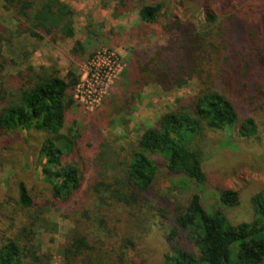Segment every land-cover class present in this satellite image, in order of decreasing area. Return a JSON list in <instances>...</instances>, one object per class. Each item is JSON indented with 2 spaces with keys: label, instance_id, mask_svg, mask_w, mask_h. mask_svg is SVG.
<instances>
[{
  "label": "trees",
  "instance_id": "1",
  "mask_svg": "<svg viewBox=\"0 0 264 264\" xmlns=\"http://www.w3.org/2000/svg\"><path fill=\"white\" fill-rule=\"evenodd\" d=\"M111 1L114 18L137 8L135 23L143 30L173 6L172 0ZM246 1L219 16L211 0H183L193 14H204L202 27L176 19L163 24L154 32L167 41L148 57L133 36L125 48L126 37L113 28L101 33L92 22L76 38V12L64 0H0L15 25L11 30L0 19V144L16 143L23 130L37 132L41 141L31 155L43 171L16 177L0 196V264H53L36 239L51 226L52 209H62L70 223L58 245L59 264H151V244L159 246L160 238L162 264H264L263 185L250 195V221L234 224L221 208L202 204V195L213 191L221 206L239 205V192L217 185L222 171L209 163L223 150L240 152L244 143L264 140L258 116L264 112V0ZM18 35L66 45L69 63L27 64L14 72L15 60L3 47ZM213 48L221 62L211 59ZM79 65L89 66L90 81L99 84L120 67L101 101L109 115L128 112L145 86L173 94L193 81L194 92L174 96L123 151L107 143L92 149L72 117ZM19 158L28 174L27 158ZM16 160L0 159L2 173L17 171ZM162 175L176 178V187L161 189Z\"/></svg>",
  "mask_w": 264,
  "mask_h": 264
},
{
  "label": "rangeland",
  "instance_id": "2",
  "mask_svg": "<svg viewBox=\"0 0 264 264\" xmlns=\"http://www.w3.org/2000/svg\"><path fill=\"white\" fill-rule=\"evenodd\" d=\"M68 2L75 9L77 35L76 38L83 39V26L88 22H92L96 30L100 32L114 29L116 34L126 37L123 47L132 46V36L137 40L136 47L144 54L150 57L155 50L162 47L166 41L167 36H157L155 30L159 29L163 24L176 19L184 23H191L197 27H202L204 22V14H193L192 8L188 2L183 0H172L173 6L171 14L160 15L158 22L151 26V29L143 30L139 24L135 22L137 18V8L134 12L125 14L119 18H114L112 15V1L111 0H64ZM156 2L159 0H149ZM255 5L259 0H247ZM243 0H211V8L220 15L226 14L229 10H234ZM224 17V16H223ZM221 17H219L220 20ZM0 19L9 29L14 30L15 25L12 23L11 16L2 8L0 2ZM82 27V28H81ZM118 46L117 50L124 56L126 50ZM215 49V48H213ZM27 54V59L24 54ZM4 55L15 60V67L11 68L14 72L25 69L27 64L34 66L48 64L53 60H60L62 66H67L69 63L68 47L66 45L53 46L46 41H35L27 35H18L13 46L5 45L3 47ZM222 53L216 52L211 55L214 61L222 60ZM80 74L86 79L87 67L79 65ZM120 70V69H119ZM214 78H219V70L214 71ZM115 75L110 72L107 85H103L99 89H92L89 92H84L82 89L77 90L78 100L76 107L72 112V117L79 121V125L83 130L85 143L97 148L101 143H107L114 149L115 152L123 151V148L129 147L133 141L143 132V130L172 102L174 96H183L192 94L194 92L195 82H188L182 89L173 94L165 93L159 90L158 87H143L140 95L136 100L131 102L128 107V112L121 115H109L102 109L101 101L103 98L109 96L112 85L114 84ZM218 84H220L218 82ZM264 121V112L258 114ZM216 138L217 134L211 135ZM234 137L233 134H226V137ZM219 139V138H218ZM218 139H215L218 141ZM41 135L37 132H27L23 130L19 134V139L14 144L1 146L0 144V159L2 161L10 160L12 157L15 161L17 171L9 174H3L0 167V196L8 187V183L16 177L29 178L37 177V174H43L41 166L35 168L33 164L34 156L31 155L32 150H36ZM6 143V142H5ZM243 150L240 152H232L223 150L219 153V157L212 163H209L213 169L222 171L215 180L217 185L223 188H231L237 190L240 195V203L236 207L221 206L217 202L216 192L206 191L202 195V204L206 208H221L222 212L226 214L232 223H239L243 221H250L252 219V208L250 206V195L260 186H264V140L256 142H246L242 146ZM20 154L26 160L28 174L24 172V168H19L24 165L25 161L19 158ZM169 177V176H168ZM161 176L159 185L161 189L174 188L177 185L176 178L171 179ZM7 193V192H6ZM10 190L7 197H10ZM185 194V193H184ZM48 218L51 221L49 229L40 228L36 233L37 242L43 250H48L53 255V264H59L58 245L63 239V235L70 227V223L62 218V209H52L47 212ZM0 214V234L3 229L4 219ZM157 247L151 244V253L156 259L151 264H162L161 257L166 245L164 241L158 239ZM161 249L162 252H161ZM161 253V254H160ZM152 255V256H153ZM132 261L140 263L142 257L136 255L134 252L129 254Z\"/></svg>",
  "mask_w": 264,
  "mask_h": 264
},
{
  "label": "built area",
  "instance_id": "3",
  "mask_svg": "<svg viewBox=\"0 0 264 264\" xmlns=\"http://www.w3.org/2000/svg\"><path fill=\"white\" fill-rule=\"evenodd\" d=\"M84 67H86V66H84ZM119 69H120V67H116V68H111L109 70H111L110 72H112L113 75H116V73L119 71ZM89 71H90V68H89V66H87L86 79H84L83 78V74H81V84L77 87V89L75 91V99H76V101L78 100V97H79L77 95V90L78 89H82L84 92H89L90 90H92L94 88L99 89L103 85H105V86L107 85V81L109 80L110 72H108L105 82L99 84V83H93L92 81H90ZM79 99H80V97H79Z\"/></svg>",
  "mask_w": 264,
  "mask_h": 264
}]
</instances>
